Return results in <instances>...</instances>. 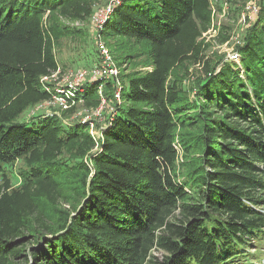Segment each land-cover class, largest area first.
<instances>
[{
  "label": "trees",
  "instance_id": "16d2710c",
  "mask_svg": "<svg viewBox=\"0 0 264 264\" xmlns=\"http://www.w3.org/2000/svg\"><path fill=\"white\" fill-rule=\"evenodd\" d=\"M257 4L234 48L239 62L206 56L211 0L113 4L98 34L123 53L121 100L95 136L63 121L70 109L22 116L57 94L42 79L59 69V41L84 35L68 23L90 19L95 1L0 0V264L245 260L264 233V0ZM187 61L202 66L194 97L172 76ZM98 83L75 91L88 107L99 105ZM18 162L11 187L5 171Z\"/></svg>",
  "mask_w": 264,
  "mask_h": 264
},
{
  "label": "rangeland",
  "instance_id": "374dc122",
  "mask_svg": "<svg viewBox=\"0 0 264 264\" xmlns=\"http://www.w3.org/2000/svg\"><path fill=\"white\" fill-rule=\"evenodd\" d=\"M94 1L95 5L93 7V12H96L97 9L105 8L107 5L114 2L113 0ZM257 1L258 0H220V2H216V0H211L213 21L209 30L204 32L201 36L203 42L208 46L206 52L208 58L213 57L212 59H215L218 56L225 54L224 61L230 59L239 62V59L236 61L235 59L229 58V56L235 52V45L239 43L245 27L251 22H254L258 13ZM64 22L68 23L66 21ZM68 24L81 27L84 35L62 38L56 47L55 55L59 63V69L55 74L44 78L43 81L49 83L51 86L50 88L55 89L57 94L53 95L47 101L40 102L30 107L22 114V116L28 117L33 113L43 112L47 114L54 113L57 116L62 117L63 113L67 109H70V113L63 119V121L66 123H85L88 125L89 133L92 130V133L96 136L98 135L99 128L106 125L108 118L114 114L117 101H113L114 97H112V94H114L115 90L112 88L110 89L112 94L109 91H107L109 93L106 94L103 88L101 96L96 91L100 100V105L97 107H88L85 105L82 98L76 96L74 93V90L76 91L77 88L82 87L81 84L87 82H77L76 74L78 70H85V77L87 78L90 75L92 76L93 71L102 65V57L100 55L101 46L107 50L109 57L114 63H117V58L123 53H120L121 51L116 48V38L112 39L98 34L100 26L97 25L94 20L91 21V18L84 22H72ZM227 25L230 28V39L227 42L219 43V36L224 32L225 26ZM201 67L202 66L199 64L187 61L181 66L174 68L172 72V76L179 80V83L189 97L195 96L194 90L197 78H199L201 73ZM122 68L118 66L119 85L122 84L121 77L124 72ZM100 82L101 81L99 80L97 86L101 84ZM102 84H104V82ZM68 90L73 91V96L78 97V99H74L67 108H63L60 104V100H65V94ZM101 102L104 103L101 104ZM21 165L22 164L18 162L12 167V172L5 171L10 180L11 187H16L20 183L17 167ZM2 177L3 176L0 172V183L2 182ZM246 254L247 256L245 260H249H238L237 262L240 263L236 264H264V233L252 241V246L247 249ZM163 256L164 253L162 251L153 250L151 259L158 262Z\"/></svg>",
  "mask_w": 264,
  "mask_h": 264
},
{
  "label": "built area",
  "instance_id": "2783aa9c",
  "mask_svg": "<svg viewBox=\"0 0 264 264\" xmlns=\"http://www.w3.org/2000/svg\"><path fill=\"white\" fill-rule=\"evenodd\" d=\"M114 2L109 5H107L105 8H100L97 9L96 12L93 13L92 17H91V21L94 20L96 22L97 25L100 26V29L102 27V24L104 23L107 15L109 14V12L111 11V8L113 6V4L115 2H117L118 0H113ZM100 52V51H99ZM101 57H102V61H101V66L96 68L93 73L92 76L90 75L89 77H85L86 72L85 70H78L77 74H76V81L77 82H95V81H101L98 86L96 91L98 92V94L101 96L102 95V91L104 88V85L102 84L105 81H110L111 85L113 86L115 92L113 94V101H117V103L120 102V92L119 90L121 89V85H119V74H118V65L116 63L113 62V60L109 57L108 52L106 49L103 48V46H101V53H100ZM232 55V56H231ZM229 58L238 60L239 56L237 52H234L232 54H230ZM55 74V73H54ZM53 75V74H52ZM49 77V76H47ZM46 77H43V79ZM42 79V80H43ZM82 85V84H81ZM119 86V87H118ZM119 88V89H118ZM76 90L78 91H82V88H77ZM75 93V90H74ZM73 91L68 90L67 93L65 94V100L61 99L60 100V104L63 106V108H67V106H69L70 104L67 105V98H71L73 97ZM73 102V101H72ZM104 102H101V104ZM100 105V104H99ZM100 107V106H99ZM101 108V107H100ZM91 135H94L92 133V130L90 131Z\"/></svg>",
  "mask_w": 264,
  "mask_h": 264
},
{
  "label": "bare ground",
  "instance_id": "6f19581e",
  "mask_svg": "<svg viewBox=\"0 0 264 264\" xmlns=\"http://www.w3.org/2000/svg\"><path fill=\"white\" fill-rule=\"evenodd\" d=\"M237 61V60H236Z\"/></svg>",
  "mask_w": 264,
  "mask_h": 264
},
{
  "label": "water",
  "instance_id": "95a60500",
  "mask_svg": "<svg viewBox=\"0 0 264 264\" xmlns=\"http://www.w3.org/2000/svg\"><path fill=\"white\" fill-rule=\"evenodd\" d=\"M236 52V51H235Z\"/></svg>",
  "mask_w": 264,
  "mask_h": 264
}]
</instances>
